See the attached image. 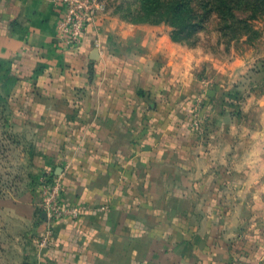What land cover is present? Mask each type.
Masks as SVG:
<instances>
[{
	"label": "crops",
	"instance_id": "crops-1",
	"mask_svg": "<svg viewBox=\"0 0 264 264\" xmlns=\"http://www.w3.org/2000/svg\"><path fill=\"white\" fill-rule=\"evenodd\" d=\"M60 16L53 0H0L1 105L32 169L83 210L40 247L39 183L7 190L0 264H264V130L248 147L221 106L249 57L210 63L105 13L69 48Z\"/></svg>",
	"mask_w": 264,
	"mask_h": 264
},
{
	"label": "rangeland",
	"instance_id": "rangeland-1",
	"mask_svg": "<svg viewBox=\"0 0 264 264\" xmlns=\"http://www.w3.org/2000/svg\"><path fill=\"white\" fill-rule=\"evenodd\" d=\"M104 1L107 5L105 15L108 19L130 23L133 19L130 13L139 6L140 0ZM227 1L229 7L226 9L229 10L221 13L216 4L215 11L211 12L201 29L193 28L178 40L173 39L174 28L169 18H164V21L157 25L163 26L164 31L169 33L171 41L182 49L196 51L210 63L211 60L220 64L223 61L239 60V57L245 59L249 57L248 67L238 68L233 77L232 87L221 93V97L224 98L221 106L232 117L233 129L248 132L247 146L254 148L258 140L253 138L255 132L264 130V11L254 12L252 2L248 0ZM205 71L206 69H202L199 73L203 75ZM2 98L0 92V195L7 190L17 191L18 187L23 186L21 182H24L26 189L33 183L37 187L42 177L40 176L42 173L38 176L31 167L34 155L27 150L25 155L19 152L21 149L19 140L12 136V127L6 125L3 119L5 113L1 105ZM196 115L200 116L199 111L194 117ZM32 141L30 138L25 139V149L30 147Z\"/></svg>",
	"mask_w": 264,
	"mask_h": 264
},
{
	"label": "built area",
	"instance_id": "built-area-1",
	"mask_svg": "<svg viewBox=\"0 0 264 264\" xmlns=\"http://www.w3.org/2000/svg\"><path fill=\"white\" fill-rule=\"evenodd\" d=\"M60 6L61 16L57 23V38L65 47L78 46L87 27L107 9L104 0H53ZM195 116L191 126L196 130L203 128L204 121ZM41 192L40 212L46 215V226L40 236V247H46L52 238L54 223L64 217H78L82 206L69 205L63 198V184L60 178L44 174L39 183Z\"/></svg>",
	"mask_w": 264,
	"mask_h": 264
},
{
	"label": "trees",
	"instance_id": "trees-1",
	"mask_svg": "<svg viewBox=\"0 0 264 264\" xmlns=\"http://www.w3.org/2000/svg\"><path fill=\"white\" fill-rule=\"evenodd\" d=\"M248 1L252 2L254 12L264 11V0ZM216 4L221 13L229 10L226 9L229 7L227 0H140L139 6L130 13L133 16L130 23L159 24L167 17L174 28L173 39L178 40L193 28L201 29L211 12L215 11Z\"/></svg>",
	"mask_w": 264,
	"mask_h": 264
},
{
	"label": "water",
	"instance_id": "water-1",
	"mask_svg": "<svg viewBox=\"0 0 264 264\" xmlns=\"http://www.w3.org/2000/svg\"><path fill=\"white\" fill-rule=\"evenodd\" d=\"M98 53V50H95L94 51V56L93 57H96L95 55Z\"/></svg>",
	"mask_w": 264,
	"mask_h": 264
}]
</instances>
